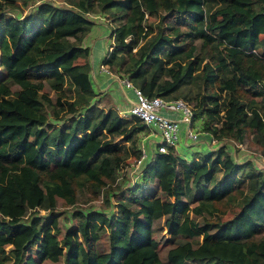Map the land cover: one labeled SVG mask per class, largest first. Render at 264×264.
Masks as SVG:
<instances>
[{"label": "trees", "instance_id": "obj_1", "mask_svg": "<svg viewBox=\"0 0 264 264\" xmlns=\"http://www.w3.org/2000/svg\"><path fill=\"white\" fill-rule=\"evenodd\" d=\"M96 11L112 24L111 70L193 102L213 138L250 135L264 156V0H0V264H264V169L224 143L190 161L157 152L111 216L75 211L58 238L57 199L106 188L108 202L145 127L93 100L81 41ZM155 230L169 236L164 260Z\"/></svg>", "mask_w": 264, "mask_h": 264}, {"label": "rangeland", "instance_id": "obj_2", "mask_svg": "<svg viewBox=\"0 0 264 264\" xmlns=\"http://www.w3.org/2000/svg\"><path fill=\"white\" fill-rule=\"evenodd\" d=\"M9 12L12 14H18L20 10L10 9ZM95 13L104 14L101 11H96V12L88 13L87 16L91 18V16L95 15ZM102 17L105 18V16H102ZM103 18L93 17V19L96 21H102V20L105 21ZM146 18H147L146 19L147 22H151L152 20H155L154 16H147ZM93 32L94 34L95 33L99 34L101 32V27L99 25H96ZM94 34L89 35L87 37L89 38L88 40L91 39L90 41H92V39L97 36ZM101 38H103V40L105 39L104 36ZM107 41H109V38H107ZM195 42L196 44H198L199 41L196 40ZM81 44H82V41H81ZM82 59L83 58H79L78 61L83 62L84 59L83 60ZM100 59L98 61H100ZM123 68H124V65L122 64L120 69L116 68L112 70L113 75L116 74V76L118 77L126 75V72H124ZM1 75H2V68L0 66V76ZM11 87L14 90L18 88L16 84H12ZM94 93H95V96L93 100L97 102L99 106L103 107L104 109H108L110 106H113V104L110 103L106 93L102 92L101 90L99 92L94 90ZM190 103L193 105V102H190ZM47 111L49 112V109H47ZM49 121H52V124L61 123V121L54 120L52 117L49 118ZM193 122H194L193 125L194 126L196 125L197 129H199L200 131H206L203 128V116H196ZM148 132L149 130L144 129L143 131L139 132V134L141 133V136H142V135L147 134ZM141 136H139L138 138L137 146L141 145ZM199 143H200L199 141L184 143L183 141L180 140L178 145H176V150L181 152L182 154L185 153L189 155L188 151L196 150L200 145ZM222 143H224L227 151H229L230 154L233 155V157L240 159L241 161L250 160L254 163V165L257 168L264 169V156L260 152V149L258 148V146L253 144V142L251 141L250 135H247L240 143L236 139L232 137H228V138H222V140H216L213 144L209 143V146H211V148L212 146H215V148L213 147V150H214ZM211 148H205V149L202 148L201 152L197 151L196 154L198 153L204 154L207 151L211 150ZM132 161H133V156H129L128 158L125 159V161H123V164L118 169L116 181H117V184H119L120 186V190L115 189L114 191L112 190L109 191L108 202L105 201V197H104L106 188L100 189L99 192L96 194H91L85 188L77 189L75 201L72 205H69V206H66L62 199L60 198L57 199L56 207L52 213H54L57 216L58 226L60 229V233L58 234L59 239H61L63 233L68 227H75L77 223V218L73 216V213L75 211H81L83 213H86L89 211H98V212H104L105 214L111 216L112 213H114L116 210L115 203L117 201V197H119V194H123V197H126L128 194V187L132 186L133 182H139V183L141 182L142 184V181H140V179L138 180V177L135 179V175L137 173L138 168L135 167ZM146 186L150 189L157 188V184L155 182H151ZM37 212L39 213V215L42 216V222L47 221L48 217L52 214L45 210H38ZM235 212H236V207L234 209L232 208L231 210L227 211L224 215H222V220L229 218ZM27 217L28 215L26 216V219ZM152 236L154 239L158 241V252H159L161 260H164L166 256L165 255L166 251L170 247L169 242L166 241V239H168L169 236L165 230H160V231L155 230L152 233ZM96 249L99 252L108 250V235L106 231L100 233L99 239L96 242ZM43 264H63V262L61 260L58 263L44 262Z\"/></svg>", "mask_w": 264, "mask_h": 264}, {"label": "built area", "instance_id": "obj_3", "mask_svg": "<svg viewBox=\"0 0 264 264\" xmlns=\"http://www.w3.org/2000/svg\"><path fill=\"white\" fill-rule=\"evenodd\" d=\"M111 49L110 45L106 55ZM99 68L107 74H113L111 68L104 62L99 64ZM116 77L118 84L123 89H131L134 95L132 104L128 109L120 110L119 114L124 117H137L145 126L143 130H149L143 136L150 139L146 138V141L141 139V145L138 146L139 155L133 157L132 162L138 168L135 179L139 177L144 164L152 160L157 152H167L169 147H176L180 140L184 143L195 142L201 138L202 132H205L211 137V142L216 141L208 131H200L193 125V106L190 102L181 97L149 96L139 86L134 85L128 75ZM163 110L177 112L178 118L165 115ZM156 137L159 138L158 141L154 140Z\"/></svg>", "mask_w": 264, "mask_h": 264}, {"label": "crops", "instance_id": "obj_4", "mask_svg": "<svg viewBox=\"0 0 264 264\" xmlns=\"http://www.w3.org/2000/svg\"><path fill=\"white\" fill-rule=\"evenodd\" d=\"M102 16H105V18H103ZM93 17H96V18L101 17L105 21L103 20L96 21L93 19ZM91 19L93 20L94 23L91 26L88 33L82 39V45L89 46L90 48L88 62L90 65L89 73H90L92 88L96 90L97 92L101 90L102 92L106 93L110 103L113 104V106H110V107H114L118 110V112H121L120 110H126L132 104V101L134 99L133 92L131 89H123L118 84L116 74L115 75L107 74L99 68V64L103 62V58L106 56L108 48L113 41L109 35L112 24L108 20L107 15L105 13L104 14L95 13V15L91 16ZM96 25H99L101 27V32L99 34L98 33L94 34L93 32ZM92 34L97 35V36L94 37L92 41H90L91 39L88 40L89 38L87 37ZM103 36L105 38L104 40L103 38H101ZM107 38H109V41H107ZM99 59L100 61H98ZM163 113L173 118H178V115H179L177 112H173L169 110H163ZM139 136H141V133L139 134ZM146 138L150 139L147 136H143V135L141 136V139L144 141H146ZM158 139H159L158 137L154 138V140L156 141H158ZM198 141L200 142L199 147L196 150L188 151L189 155L185 153L182 154L181 152L176 150V147H174L175 153L189 161L192 158H196V156L200 154V153L196 154L197 151L201 152L202 148L203 149L211 148V146H209V143H212V144L214 143V142H211V137L205 132L204 133L202 132L201 138ZM213 147L215 148V146H212L211 150H213ZM234 159L239 162H242L240 159H237L235 157Z\"/></svg>", "mask_w": 264, "mask_h": 264}]
</instances>
